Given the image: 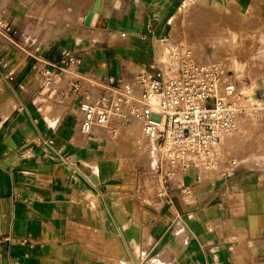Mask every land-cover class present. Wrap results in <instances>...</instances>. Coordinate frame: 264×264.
Returning a JSON list of instances; mask_svg holds the SVG:
<instances>
[{
  "label": "crops",
  "instance_id": "crops-1",
  "mask_svg": "<svg viewBox=\"0 0 264 264\" xmlns=\"http://www.w3.org/2000/svg\"><path fill=\"white\" fill-rule=\"evenodd\" d=\"M189 3L229 14L231 39L253 41L243 72L264 73V0H0L15 36L33 41L0 44V264H264V146L237 158L220 151L223 165L236 160L228 177L190 169L163 182L142 174L140 140L121 133L134 126L114 140L76 127L81 98L67 79L150 70ZM36 47L43 60L67 49L80 64L46 85L26 53ZM245 79L236 83L246 95L264 90V78Z\"/></svg>",
  "mask_w": 264,
  "mask_h": 264
},
{
  "label": "built area",
  "instance_id": "built-area-1",
  "mask_svg": "<svg viewBox=\"0 0 264 264\" xmlns=\"http://www.w3.org/2000/svg\"><path fill=\"white\" fill-rule=\"evenodd\" d=\"M11 23L0 16V44L26 49L33 41L25 33L15 36ZM26 52L31 68L40 74L44 84L80 64V58L64 49L56 60H43L35 52ZM66 90L80 96L77 130L89 139H98L103 131L116 139L120 126L137 127L154 154L153 168L142 174L158 177L163 182L180 180L190 169L214 172L228 177L236 160L223 165L221 140L232 134L249 104L245 92L235 78L212 58H199L184 41L173 42L161 53L150 70L129 78L110 77L103 80L78 78L66 81ZM51 144L52 139H47ZM185 194L190 187L179 186ZM166 190L157 192L165 198ZM188 218L191 213H186Z\"/></svg>",
  "mask_w": 264,
  "mask_h": 264
},
{
  "label": "rangeland",
  "instance_id": "rangeland-1",
  "mask_svg": "<svg viewBox=\"0 0 264 264\" xmlns=\"http://www.w3.org/2000/svg\"><path fill=\"white\" fill-rule=\"evenodd\" d=\"M205 15H208L210 23H203ZM173 18L172 33L161 40L160 54L167 52L173 42L184 41L193 48L197 57H211L226 70L230 71L237 82L246 81L245 78H249L251 81L258 77L264 78V73L243 72V69L245 70L248 64L247 54L253 45V41L249 39L251 36L247 34L241 40L231 39L232 35L235 34V25L227 22L230 19L229 14H224V17L221 18L219 10H204L197 8L194 3H189L177 9ZM221 19L224 23L221 22ZM219 35H224L226 38H215ZM233 59L243 61L240 70H237L233 65ZM247 97L246 103L250 105L247 108V115L240 121L237 131L224 136L220 144L221 152L236 158L251 152L253 146H264V90L252 89L251 93L247 94ZM136 128L122 127L121 133L129 136V142L134 139L140 140V146L144 152L141 153L138 159H141L140 162L147 168H153L154 154L145 150L147 149L145 145L148 142L141 131ZM126 149L131 150L132 148L126 146L125 151ZM256 155L264 157V153H256Z\"/></svg>",
  "mask_w": 264,
  "mask_h": 264
},
{
  "label": "water",
  "instance_id": "water-1",
  "mask_svg": "<svg viewBox=\"0 0 264 264\" xmlns=\"http://www.w3.org/2000/svg\"><path fill=\"white\" fill-rule=\"evenodd\" d=\"M91 17H92V11H89L83 20L84 25L90 24Z\"/></svg>",
  "mask_w": 264,
  "mask_h": 264
},
{
  "label": "bare ground",
  "instance_id": "bare-ground-1",
  "mask_svg": "<svg viewBox=\"0 0 264 264\" xmlns=\"http://www.w3.org/2000/svg\"><path fill=\"white\" fill-rule=\"evenodd\" d=\"M233 37L235 38V34H233ZM216 38L224 39V38H226V36H224V35H223V36L219 35V36H217ZM221 41H222V40H221ZM236 60H237V62H239L238 59H236ZM242 62H243V61H242ZM235 63H236V62H235ZM235 66H236V65H235ZM239 68H240V67H239ZM237 69H238V68H237ZM125 142H126V141H125ZM132 143H133V142H132ZM133 144H134V143H133ZM137 145H138V144H137ZM137 145H136V146H137ZM123 146H124V145H123ZM129 146H130V145H129ZM134 146H135V145H134ZM119 148H120V147H119ZM150 148H151V146H150Z\"/></svg>",
  "mask_w": 264,
  "mask_h": 264
}]
</instances>
